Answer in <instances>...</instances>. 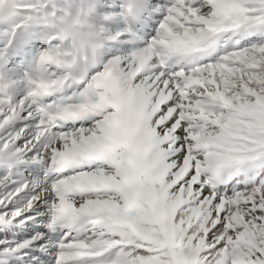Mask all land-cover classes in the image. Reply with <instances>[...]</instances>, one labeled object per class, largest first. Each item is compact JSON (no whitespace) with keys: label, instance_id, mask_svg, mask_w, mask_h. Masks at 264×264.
<instances>
[{"label":"snow or ice","instance_id":"6c2138e0","mask_svg":"<svg viewBox=\"0 0 264 264\" xmlns=\"http://www.w3.org/2000/svg\"><path fill=\"white\" fill-rule=\"evenodd\" d=\"M0 264H264V0H0Z\"/></svg>","mask_w":264,"mask_h":264}]
</instances>
